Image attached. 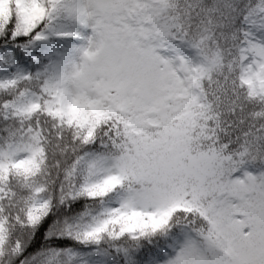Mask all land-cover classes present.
I'll return each mask as SVG.
<instances>
[{
  "label": "snow or ice",
  "instance_id": "obj_1",
  "mask_svg": "<svg viewBox=\"0 0 264 264\" xmlns=\"http://www.w3.org/2000/svg\"><path fill=\"white\" fill-rule=\"evenodd\" d=\"M0 264H264V0H0Z\"/></svg>",
  "mask_w": 264,
  "mask_h": 264
}]
</instances>
